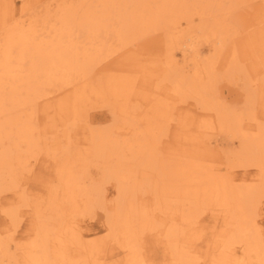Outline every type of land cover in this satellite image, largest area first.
Returning <instances> with one entry per match:
<instances>
[{"label":"bare ground","instance_id":"bare-ground-1","mask_svg":"<svg viewBox=\"0 0 264 264\" xmlns=\"http://www.w3.org/2000/svg\"><path fill=\"white\" fill-rule=\"evenodd\" d=\"M253 1L60 0L55 7L46 1L42 10L30 14L23 12L26 4L17 7L13 0H0V192L23 198L25 188L16 183V169L40 160L39 166L55 179L46 199L33 203L36 221L21 262L0 240V264H151L140 245L148 238L164 245L162 264H264V237L257 221L264 199V78H246L247 111L240 114L226 108L215 88L216 57L224 47L232 55L229 70L239 69L234 52L238 31L227 16L250 8ZM257 23L243 40L258 33L256 41H262L264 16ZM155 33L162 35L165 50L166 115L155 107L142 119L150 123L141 130L124 112L121 126L91 124L84 151L77 156L68 152V131L55 129L41 139L39 100L53 101L66 90L80 96L96 65ZM200 42L208 44L214 57L201 58ZM131 79L117 75L108 89L126 98ZM189 99L201 112L214 114L211 130L237 140V149L225 152L223 167L210 170L180 159L168 167L157 165L163 152L159 143L166 151L171 146L186 152V146L175 147L172 140L160 142L156 133L163 135L174 120L176 104ZM114 114L111 110L113 121ZM195 152L210 153L201 144ZM87 162L98 169L101 184L114 183L112 211L105 212L107 244L96 242L95 234L76 220L102 208L103 187L87 189L77 176ZM251 168L257 172L251 181L211 172L230 175ZM144 195L151 197L148 203ZM207 204L221 221L215 217L214 223L205 222ZM5 213L12 219L11 212Z\"/></svg>","mask_w":264,"mask_h":264},{"label":"rangeland","instance_id":"rangeland-1","mask_svg":"<svg viewBox=\"0 0 264 264\" xmlns=\"http://www.w3.org/2000/svg\"><path fill=\"white\" fill-rule=\"evenodd\" d=\"M17 7L26 4L23 12L32 14L37 10H42L43 3L52 2L54 7L60 0H13ZM264 4L260 1L251 2V7L243 10H234L229 14L228 20L232 29H236L238 34L234 36L236 40L235 56L237 60V71L229 70L228 65L232 58L231 51L226 47L216 57V76L215 88L217 97L228 110H232L235 114L247 111L245 102L246 78L254 79L260 82L264 78V33H262V41L257 42L259 34L248 40L243 38L255 28H258L259 19L264 16ZM258 19V20H256ZM263 26V25H262ZM257 32V31H256ZM256 36V39H255ZM255 39V40H254ZM241 44V45H240ZM263 44V45H262ZM201 58L214 57L212 50L208 49L206 42H200L198 45ZM163 37L160 33L150 34L148 36L137 39L133 46L125 47L118 52L108 56L106 59L96 65L90 74L86 77L87 82L81 95L77 96L73 91H62L55 94L53 101L39 100V124L41 139L49 137L54 133L55 129L60 131H68L70 138L68 142V152L81 155L84 151L83 143L87 136L88 128L92 129L91 124L98 128H105L107 125L121 126L119 123L120 116L125 113L129 119H134L136 126L141 130V126H146L150 122L142 121L147 114H151L155 107L163 109L167 114L166 103L167 96L164 93L163 86L169 85L164 80L163 61H164ZM179 54L177 57L179 58ZM177 58L179 65L180 60ZM225 59V60H224ZM118 76L131 77L132 91L128 97L115 96L110 92L113 78ZM252 83V82H251ZM260 85L258 84V87ZM253 88H257L252 85ZM251 88V89H253ZM82 90H80L81 92ZM153 91L155 95H150ZM88 109V117H84L85 110ZM111 110L115 113V121L112 120ZM174 120L170 123L167 130L155 133L158 140L170 141L175 143V147L186 146V152L174 150L171 146L163 148L165 144L159 143L157 146L161 151L160 159L157 161L159 168L163 165L168 167L173 161L180 159L181 161L189 160L191 162H199L205 168L218 165L223 167L225 164V152L236 150L238 142L230 137L221 136L216 129L211 130L214 122V114L211 112H201L192 99L186 100L185 103L176 104L174 109ZM256 115H260L258 105L254 104ZM65 111L63 117L61 113ZM149 114V115H150ZM212 116V117H211ZM264 121V118H260ZM125 137H129L125 136ZM210 140L211 144L207 141ZM215 140L218 145L215 147ZM67 141H63L66 145ZM198 144L206 146L210 153L195 152ZM192 149L193 151H189ZM166 151V152H165ZM188 151V152H187ZM181 152V153H180ZM168 159L170 161L168 162ZM41 161V160H40ZM39 161V164H40ZM174 163V162H173ZM38 163H31L25 169H16V183L23 185L25 193L23 198L18 193L13 195L10 191L0 192V240L5 244L6 248L17 254L18 262H21L20 255L26 249L27 243L30 241L33 232V224L36 221V215L33 211V203L46 199L49 187L55 181L54 175L48 170L39 166ZM211 170V169H210ZM213 174H220L224 178L230 176L233 180H255L257 172L254 168L244 170H232L230 175L220 171L219 173L211 171ZM79 182L89 189L91 186L103 187L101 190V207L94 208L90 214L85 216H76L78 223L82 224L86 231H91L96 236V242L108 243L107 231L105 229V212L112 211L111 206L114 200L115 189L114 183L107 182L101 184L100 173L93 162H87L82 172L77 173ZM101 185V187H100ZM18 194V195H17ZM147 197V203L151 197ZM203 218L206 223H214L220 217L208 209L211 207L207 204ZM5 211L11 212L10 219ZM46 216L47 213H44ZM216 217V218H215ZM258 225L260 227L261 236L264 237V199H262L257 216ZM14 223L16 226H14ZM140 241L142 252L146 260L151 264H162L166 255V249L162 243L153 244V239H145V243Z\"/></svg>","mask_w":264,"mask_h":264}]
</instances>
